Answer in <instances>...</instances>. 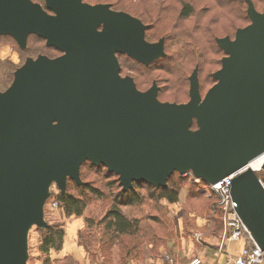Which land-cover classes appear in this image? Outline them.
Segmentation results:
<instances>
[{
    "label": "water",
    "instance_id": "95a60500",
    "mask_svg": "<svg viewBox=\"0 0 264 264\" xmlns=\"http://www.w3.org/2000/svg\"><path fill=\"white\" fill-rule=\"evenodd\" d=\"M246 2L251 24L217 39L227 55L217 83L202 98L195 70L190 101L172 104L157 84L143 92L121 75L119 55L147 66L166 55L140 19L84 0H0V36L26 48L37 35L64 53L29 59L0 92V264H28L51 186L81 185L88 161L117 174L124 191L165 188L175 172L207 184L240 173L234 208L264 250V184L249 168L264 155V11Z\"/></svg>",
    "mask_w": 264,
    "mask_h": 264
},
{
    "label": "rangeland",
    "instance_id": "374dc122",
    "mask_svg": "<svg viewBox=\"0 0 264 264\" xmlns=\"http://www.w3.org/2000/svg\"><path fill=\"white\" fill-rule=\"evenodd\" d=\"M259 13L264 0H252ZM46 5V0H33ZM91 5L110 4L116 12L128 13L149 28L146 40L165 41V57L144 65L128 55H120L123 77H132L139 90L159 87L161 102L186 104L190 101V78L198 70L201 96L217 83L213 77L222 67L226 53L217 39L236 38L239 29L251 24L246 0H84ZM190 8V9H189ZM190 12L183 17L182 12ZM64 53L47 46L37 35H30L26 48L11 36H0V92L8 90L15 73L29 59L40 56L59 58ZM197 129L196 126H194ZM194 129V130H195ZM264 184V165L257 172ZM82 184L69 179L65 193L57 184L44 208L47 227L34 225L28 237V264H200L203 252L214 251L227 243L224 211L210 184L192 173L175 172L169 179L178 201L170 202L153 194L149 184L135 183L139 202L123 206L119 176L105 166L85 162L80 169ZM146 184V185H144ZM82 185L89 186L83 188ZM100 193H93L91 190ZM175 194V193H174ZM60 195H72L87 202L82 216H68ZM135 223L131 233L122 235L108 228V213L115 207ZM63 230L60 250L47 253L41 246L48 227ZM242 241V240H241ZM221 264V263H218Z\"/></svg>",
    "mask_w": 264,
    "mask_h": 264
},
{
    "label": "trees",
    "instance_id": "16d2710c",
    "mask_svg": "<svg viewBox=\"0 0 264 264\" xmlns=\"http://www.w3.org/2000/svg\"><path fill=\"white\" fill-rule=\"evenodd\" d=\"M190 9V8H189ZM191 13L183 10L182 16L188 17ZM147 184V183H146ZM144 184V185H146ZM83 188H88L89 186L82 185ZM150 190L153 194L159 193L161 194V198L168 199L170 202L176 203L178 201L177 192L172 193L173 191L168 185L165 188H155L149 185ZM93 193L99 194L98 190L92 189ZM155 192V193H154ZM60 203L64 206L66 213L68 216L77 215L78 217L82 216L84 210L87 207V202L74 197L72 195H60L58 197ZM120 204L123 206L134 205L139 202V196L136 193L135 188L130 189L129 191H124L121 193L119 197V202L122 200ZM109 220L108 228L114 229L118 234H128L134 230L135 223L129 220L121 211V208L115 206L106 217ZM64 238L63 230H56L54 227L50 226L46 229V234L41 246V251L43 253L49 252L51 249L60 250Z\"/></svg>",
    "mask_w": 264,
    "mask_h": 264
},
{
    "label": "built area",
    "instance_id": "2783aa9c",
    "mask_svg": "<svg viewBox=\"0 0 264 264\" xmlns=\"http://www.w3.org/2000/svg\"><path fill=\"white\" fill-rule=\"evenodd\" d=\"M238 174L240 173L223 178L215 184H210L208 189L217 197L219 205L225 212L224 220L226 232L228 233L229 231L230 233H228L229 235L227 237V241L236 242L246 239L252 243L253 246L245 248L240 255L235 256L232 260H228L227 262L221 264H264V250L256 245L250 232L234 208L232 186L233 180ZM191 264H200V262L195 261Z\"/></svg>",
    "mask_w": 264,
    "mask_h": 264
},
{
    "label": "crops",
    "instance_id": "0c3cea01",
    "mask_svg": "<svg viewBox=\"0 0 264 264\" xmlns=\"http://www.w3.org/2000/svg\"><path fill=\"white\" fill-rule=\"evenodd\" d=\"M253 246L248 240L242 241H227L223 247L220 248V244L216 245L214 251L203 252L201 256L202 264H218L225 263L228 260H232L233 257L240 255L245 248ZM233 263V262H232Z\"/></svg>",
    "mask_w": 264,
    "mask_h": 264
},
{
    "label": "bare ground",
    "instance_id": "6f19581e",
    "mask_svg": "<svg viewBox=\"0 0 264 264\" xmlns=\"http://www.w3.org/2000/svg\"><path fill=\"white\" fill-rule=\"evenodd\" d=\"M263 165H264V155L252 161L249 168L253 169L256 172H259L262 170Z\"/></svg>",
    "mask_w": 264,
    "mask_h": 264
},
{
    "label": "flooded vegetation",
    "instance_id": "af4514ba",
    "mask_svg": "<svg viewBox=\"0 0 264 264\" xmlns=\"http://www.w3.org/2000/svg\"><path fill=\"white\" fill-rule=\"evenodd\" d=\"M43 6V5H42ZM44 8H46V5L45 6H43ZM134 17V16H133ZM120 56V55H119ZM119 56H118V58H119ZM121 71H122V68H121ZM132 78V77H131ZM134 80V79H133ZM135 81V80H134ZM153 87V86H152ZM158 87V86H157ZM159 88V87H158Z\"/></svg>",
    "mask_w": 264,
    "mask_h": 264
}]
</instances>
